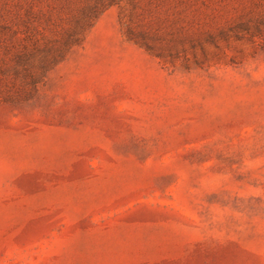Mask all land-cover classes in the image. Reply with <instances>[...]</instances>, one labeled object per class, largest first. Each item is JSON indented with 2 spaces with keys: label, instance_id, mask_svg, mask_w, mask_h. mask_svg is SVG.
<instances>
[{
  "label": "rangeland",
  "instance_id": "obj_1",
  "mask_svg": "<svg viewBox=\"0 0 264 264\" xmlns=\"http://www.w3.org/2000/svg\"><path fill=\"white\" fill-rule=\"evenodd\" d=\"M0 264H264V0H0Z\"/></svg>",
  "mask_w": 264,
  "mask_h": 264
},
{
  "label": "trees",
  "instance_id": "obj_2",
  "mask_svg": "<svg viewBox=\"0 0 264 264\" xmlns=\"http://www.w3.org/2000/svg\"><path fill=\"white\" fill-rule=\"evenodd\" d=\"M79 44H80V41H76V40H75L74 42L71 43L70 46H72V45L78 46ZM70 48H71V47H68L66 51H68ZM64 56H65L64 53H59V55H58L59 59H58V61H55V62H56V63L60 62V61L64 58ZM58 57H57V58H58Z\"/></svg>",
  "mask_w": 264,
  "mask_h": 264
}]
</instances>
